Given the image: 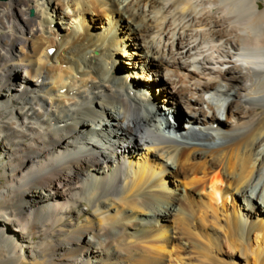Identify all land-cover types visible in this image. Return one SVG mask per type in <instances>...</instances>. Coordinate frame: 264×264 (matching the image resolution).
<instances>
[{"label":"bare ground","instance_id":"obj_1","mask_svg":"<svg viewBox=\"0 0 264 264\" xmlns=\"http://www.w3.org/2000/svg\"><path fill=\"white\" fill-rule=\"evenodd\" d=\"M0 264H264V0H0Z\"/></svg>","mask_w":264,"mask_h":264},{"label":"rangeland","instance_id":"obj_2","mask_svg":"<svg viewBox=\"0 0 264 264\" xmlns=\"http://www.w3.org/2000/svg\"><path fill=\"white\" fill-rule=\"evenodd\" d=\"M55 19L57 20V22L60 20V19H57V18H55ZM54 24H56V23H54ZM54 24H53V25H54ZM59 25H61V26H65L64 24L62 25L61 23H60ZM99 25H101V24H99ZM124 65H126V64H124ZM82 208L85 209V210H88V209H89V206H88L87 204H84V205L82 206ZM34 231H36V229H34ZM35 237H36V235H35Z\"/></svg>","mask_w":264,"mask_h":264}]
</instances>
